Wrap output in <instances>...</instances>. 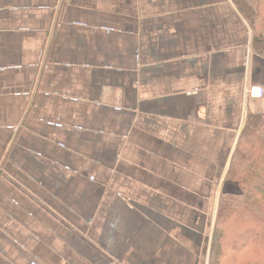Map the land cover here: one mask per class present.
Listing matches in <instances>:
<instances>
[{
    "label": "crops",
    "instance_id": "0c3cea01",
    "mask_svg": "<svg viewBox=\"0 0 264 264\" xmlns=\"http://www.w3.org/2000/svg\"><path fill=\"white\" fill-rule=\"evenodd\" d=\"M253 87L233 0H0V264H208Z\"/></svg>",
    "mask_w": 264,
    "mask_h": 264
},
{
    "label": "trees",
    "instance_id": "16d2710c",
    "mask_svg": "<svg viewBox=\"0 0 264 264\" xmlns=\"http://www.w3.org/2000/svg\"><path fill=\"white\" fill-rule=\"evenodd\" d=\"M233 2L250 25L253 50L264 56V0ZM226 179L240 192L220 196L208 264H264V115L246 120Z\"/></svg>",
    "mask_w": 264,
    "mask_h": 264
},
{
    "label": "built area",
    "instance_id": "2783aa9c",
    "mask_svg": "<svg viewBox=\"0 0 264 264\" xmlns=\"http://www.w3.org/2000/svg\"><path fill=\"white\" fill-rule=\"evenodd\" d=\"M248 93L252 98H264V88L253 87L248 91Z\"/></svg>",
    "mask_w": 264,
    "mask_h": 264
},
{
    "label": "rangeland",
    "instance_id": "374dc122",
    "mask_svg": "<svg viewBox=\"0 0 264 264\" xmlns=\"http://www.w3.org/2000/svg\"><path fill=\"white\" fill-rule=\"evenodd\" d=\"M239 192V191H238Z\"/></svg>",
    "mask_w": 264,
    "mask_h": 264
}]
</instances>
